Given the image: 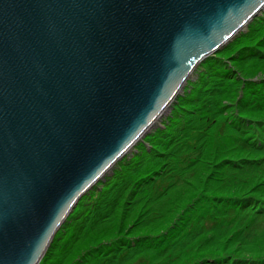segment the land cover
I'll return each mask as SVG.
<instances>
[{"label":"water","instance_id":"water-1","mask_svg":"<svg viewBox=\"0 0 264 264\" xmlns=\"http://www.w3.org/2000/svg\"><path fill=\"white\" fill-rule=\"evenodd\" d=\"M264 0H0V264L86 194Z\"/></svg>","mask_w":264,"mask_h":264},{"label":"rangeland","instance_id":"rangeland-1","mask_svg":"<svg viewBox=\"0 0 264 264\" xmlns=\"http://www.w3.org/2000/svg\"><path fill=\"white\" fill-rule=\"evenodd\" d=\"M250 37L236 38L206 72L195 68L176 96L178 117L171 107L122 157L129 163L87 192L41 264H264V143L254 146L264 117V29ZM177 119L171 141L158 133ZM243 199L242 208L224 209Z\"/></svg>","mask_w":264,"mask_h":264},{"label":"trees","instance_id":"trees-1","mask_svg":"<svg viewBox=\"0 0 264 264\" xmlns=\"http://www.w3.org/2000/svg\"><path fill=\"white\" fill-rule=\"evenodd\" d=\"M264 29V14L261 16H259V17H255L250 23H249V25H248V28H247V30L245 29V30H243V31H241L238 35H237V37L236 38H240L241 37V39H250L251 37L250 36H253V37H255V36H257L258 34H260L261 32H262V30ZM249 31H253L251 34H248L249 33ZM236 38L233 40V41H230V42H228L227 44H225L224 46H222L216 53H215V55H210V56H214L213 58L212 57H210V56H208L207 58H205L202 62H200L199 63V66H197V70L195 71V74H196V72L197 71H200L201 72V74H202V72H204L205 70H206V67H205V63H208V62H210L212 59H217V57H219L220 58V56H219V52H221L222 50H224V49H228V48H231L232 46H233V44H232V42H234L235 40H236ZM257 50L259 51V52H261L262 53V48H258L257 47ZM223 52V51H222ZM206 72V71H205ZM201 74L200 75H198V77L200 78L201 77ZM197 77V78H198ZM195 77H193L191 80H193ZM253 87H251L252 89L254 88L255 90L254 91H256L255 93H258V94H261V91H262V89L260 88V87H258V88H256V87H254V85H252ZM180 100H182V98H181V96H180V94L177 96ZM176 97V98H177ZM174 99V101L172 102V104H171V107H172V109H171V111H170V114H173L175 111H174V109H176V107H179V105H177V102H178V98L177 99ZM180 108H182L181 106H180ZM169 114V115H170ZM177 114V115H176ZM177 116L178 117V112L176 111L175 112V114H174V116ZM176 117V118H177ZM166 118V117H165ZM167 118H168V115H167ZM175 118V119H176ZM263 118L264 117H261L260 118V120H258V126L256 127V129H255V131H256V134H255V139L254 140H256V142H255V144H254V146H257V143H264V132H261V127L264 125V120H263ZM178 119L176 120V121H172V122H166L167 123V126H165L166 128H161V127H158L157 128V131H158V133H162V134H164V136L165 137H167L168 139H169V141H171L172 140V138H174L175 136H177L178 134L176 133V135H175V133L173 134V130H176L175 128H174V125H177V123H178ZM165 124V123H164ZM264 128V127H263ZM156 129V128H155ZM254 131V132H255ZM228 134V133H227ZM152 139H153V134H151V135H148L147 137H146V140L147 141H149L150 142V140L152 141ZM145 140V139H144ZM145 140V141H146ZM146 141V142H147ZM148 142V143H149ZM140 145H142L143 146V143H138V146H140ZM134 153V152H133ZM135 154V153H134ZM133 154V155H134ZM255 154H256V152L255 151H253V150H251L250 152H248V154L247 155H251L250 157H253V156H255ZM133 155L131 156V157H133ZM260 157V160L261 159H263L264 158V148H263V151L261 152V155L259 156ZM126 157H124V158H122V160H120L119 162H117L116 164H115V168H113V170H111V173L109 174H106L101 180H99L95 185H94V187L92 188V190H99V188H100V186L102 185V183H104V182H106L107 180H109L111 177H113L114 175H116V171L117 170H119V167H122V166H125L126 164H128L129 162H125V163H122L123 162V160L125 159ZM128 158V157H127ZM243 158V159H242ZM242 158H241V160L243 161V164H246V162H248V163H251V162H253V160H251V159H253V158H246V157H244V156H242ZM127 160H130V159H127ZM246 161V162H245ZM262 164V163H261ZM261 168V167H260ZM261 171H264V167H263V170H261ZM86 195H88V193H86V194H84L81 198H80V200H79V202L77 203V205H76V207L73 209V211L68 215V217L66 218V220L64 221V223L61 225V227L59 228V230L56 232V234H55V236H54V238L57 236V234L61 231V230H63V228L67 225V223L69 222V220H70V218L71 217H73V216H75L78 212H79V208H78V205L83 201V199L82 198H84V196H86ZM242 201H244L245 202V200L243 199V200H239L238 202H227V203H225V207H224V209L225 210H227V211H229V210H231L234 206L236 207V208H242V206H243V204H244V202L243 203H241ZM235 208V209H236ZM217 219H219V217L217 218ZM54 240V239H53ZM53 242V241H52ZM52 244V243H51ZM51 244H50V246H51ZM50 246H49V248H50ZM48 248V249H49ZM48 249H47V251H48ZM46 251V252H47ZM46 255V254H45ZM45 255H44V257L42 258V260L39 262V264H41L42 263V261L44 260V258H45Z\"/></svg>","mask_w":264,"mask_h":264}]
</instances>
